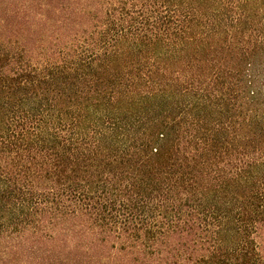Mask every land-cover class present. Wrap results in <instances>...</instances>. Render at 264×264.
Returning a JSON list of instances; mask_svg holds the SVG:
<instances>
[{
    "label": "trees",
    "instance_id": "obj_1",
    "mask_svg": "<svg viewBox=\"0 0 264 264\" xmlns=\"http://www.w3.org/2000/svg\"><path fill=\"white\" fill-rule=\"evenodd\" d=\"M0 264H264V0H0Z\"/></svg>",
    "mask_w": 264,
    "mask_h": 264
}]
</instances>
